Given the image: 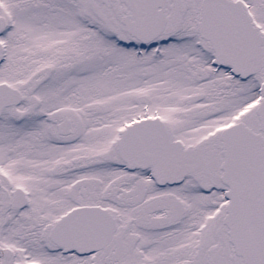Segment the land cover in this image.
<instances>
[{"label": "snow or ice", "instance_id": "6c2138e0", "mask_svg": "<svg viewBox=\"0 0 264 264\" xmlns=\"http://www.w3.org/2000/svg\"><path fill=\"white\" fill-rule=\"evenodd\" d=\"M0 264H264V0H0Z\"/></svg>", "mask_w": 264, "mask_h": 264}]
</instances>
